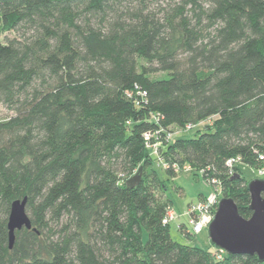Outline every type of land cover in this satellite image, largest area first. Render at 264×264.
Instances as JSON below:
<instances>
[{"label":"trees","instance_id":"obj_1","mask_svg":"<svg viewBox=\"0 0 264 264\" xmlns=\"http://www.w3.org/2000/svg\"><path fill=\"white\" fill-rule=\"evenodd\" d=\"M0 105V264H264L172 241L155 169L189 167L251 217L254 179L226 163L262 166L264 0L0 1Z\"/></svg>","mask_w":264,"mask_h":264},{"label":"water","instance_id":"obj_2","mask_svg":"<svg viewBox=\"0 0 264 264\" xmlns=\"http://www.w3.org/2000/svg\"><path fill=\"white\" fill-rule=\"evenodd\" d=\"M5 1V0H0ZM140 176L133 178L131 187ZM250 195L249 219L242 218L231 199L222 198L217 203L214 218L207 228L210 244L227 255L256 256L264 262V181L254 179L248 185ZM9 249L13 247L15 231L30 230L26 214V200L13 202L8 217Z\"/></svg>","mask_w":264,"mask_h":264},{"label":"rangeland","instance_id":"obj_3","mask_svg":"<svg viewBox=\"0 0 264 264\" xmlns=\"http://www.w3.org/2000/svg\"><path fill=\"white\" fill-rule=\"evenodd\" d=\"M8 36L13 35L9 34ZM11 116L12 113L0 105V121L7 120ZM214 119L215 117L202 122L190 130L173 128L171 133L172 140L181 136L185 138H192L193 134L197 130L203 131L206 126L211 125ZM151 155L155 161L158 159V151L155 153L151 152ZM237 165L241 174L247 181L257 178V172L255 169H251L243 164ZM155 169L157 171L158 178L164 182L165 196L172 202V207L169 210L173 212L174 217L173 220L169 222L171 240L179 244L206 249L210 246L207 229L203 230L200 234L187 237L179 231V226H185L187 232H189L190 227L188 225L186 213L192 206L202 203L204 200H210L215 197L220 200L221 191L219 187L216 184L212 186L206 183L200 173L196 174L188 167L183 168V170L180 171L173 179L166 175L164 170L165 167L158 166V163H156ZM260 180L264 181V177H260ZM210 251L222 256V253H220L217 249L212 248ZM224 255L225 254H223V256Z\"/></svg>","mask_w":264,"mask_h":264},{"label":"built area","instance_id":"obj_4","mask_svg":"<svg viewBox=\"0 0 264 264\" xmlns=\"http://www.w3.org/2000/svg\"><path fill=\"white\" fill-rule=\"evenodd\" d=\"M193 127L191 125H188L185 130H190ZM145 141L147 143V147L151 149L152 153H155L157 151V148L161 145V140L158 136V133L155 134H145L144 135ZM154 139V142L151 143V140ZM167 141L172 140L171 133L167 134L166 138ZM260 161H262V166L256 170L257 177H264V157L259 158ZM239 163V159H230L227 161L226 165L230 168L233 165H236ZM160 166H163L166 168L165 165L160 164ZM189 168V167H188ZM213 184L216 182L213 180L211 181ZM211 183V184H212ZM219 199L218 198H212L210 200H204V202L199 203L195 206H192L188 212L186 213V216L188 218V225L190 227V231L186 233L190 235H197L200 234L203 230L207 229L209 224L214 218V214L216 212L217 203ZM173 212L168 211L165 218L162 220V224L167 225L171 220H173ZM186 229V228H185ZM220 253L225 254L223 251L218 250ZM216 258L218 260L222 259L221 255L215 254Z\"/></svg>","mask_w":264,"mask_h":264}]
</instances>
